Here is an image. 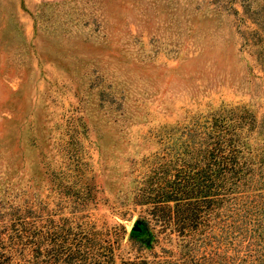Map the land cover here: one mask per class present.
<instances>
[{
	"label": "rangeland",
	"instance_id": "rangeland-1",
	"mask_svg": "<svg viewBox=\"0 0 264 264\" xmlns=\"http://www.w3.org/2000/svg\"><path fill=\"white\" fill-rule=\"evenodd\" d=\"M213 114L264 149V0H0V212L122 224L130 256L150 168Z\"/></svg>",
	"mask_w": 264,
	"mask_h": 264
},
{
	"label": "trees",
	"instance_id": "trees-1",
	"mask_svg": "<svg viewBox=\"0 0 264 264\" xmlns=\"http://www.w3.org/2000/svg\"><path fill=\"white\" fill-rule=\"evenodd\" d=\"M252 122L213 114L162 153L136 195L147 206L132 255H119L122 224L56 222L26 203L0 212V264H264V149L249 142Z\"/></svg>",
	"mask_w": 264,
	"mask_h": 264
},
{
	"label": "water",
	"instance_id": "water-1",
	"mask_svg": "<svg viewBox=\"0 0 264 264\" xmlns=\"http://www.w3.org/2000/svg\"><path fill=\"white\" fill-rule=\"evenodd\" d=\"M140 225L139 224H137V223H133L132 224V229H134V230H136V231H139L140 230Z\"/></svg>",
	"mask_w": 264,
	"mask_h": 264
}]
</instances>
